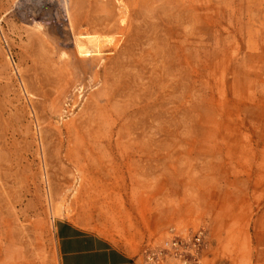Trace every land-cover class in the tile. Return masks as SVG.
<instances>
[{
	"label": "rangeland",
	"instance_id": "374dc122",
	"mask_svg": "<svg viewBox=\"0 0 264 264\" xmlns=\"http://www.w3.org/2000/svg\"><path fill=\"white\" fill-rule=\"evenodd\" d=\"M248 205L264 0H0V264H57L58 217L160 264H234L220 233Z\"/></svg>",
	"mask_w": 264,
	"mask_h": 264
},
{
	"label": "crops",
	"instance_id": "0c3cea01",
	"mask_svg": "<svg viewBox=\"0 0 264 264\" xmlns=\"http://www.w3.org/2000/svg\"><path fill=\"white\" fill-rule=\"evenodd\" d=\"M248 207L222 227L220 254L234 264H264V213ZM54 236L57 264H148L136 249L64 217L56 218Z\"/></svg>",
	"mask_w": 264,
	"mask_h": 264
},
{
	"label": "built area",
	"instance_id": "2783aa9c",
	"mask_svg": "<svg viewBox=\"0 0 264 264\" xmlns=\"http://www.w3.org/2000/svg\"><path fill=\"white\" fill-rule=\"evenodd\" d=\"M200 236H196L191 242V245L195 247L197 243L199 244ZM190 242L188 240L181 238L178 234H176L173 229L169 231L168 236L163 241V247L166 251H170L171 254H178L181 251H184L188 248ZM143 259L148 264H160L162 259V252L160 250H146L144 254H142Z\"/></svg>",
	"mask_w": 264,
	"mask_h": 264
}]
</instances>
